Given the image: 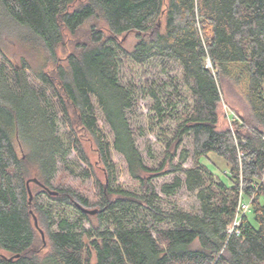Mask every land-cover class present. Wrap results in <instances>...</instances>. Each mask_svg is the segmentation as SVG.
Wrapping results in <instances>:
<instances>
[{
    "label": "trees",
    "instance_id": "trees-1",
    "mask_svg": "<svg viewBox=\"0 0 264 264\" xmlns=\"http://www.w3.org/2000/svg\"><path fill=\"white\" fill-rule=\"evenodd\" d=\"M8 25L45 60L40 69L26 62L18 68L0 52V264H264V0H0V28ZM83 30L87 38L60 64L65 38ZM131 32L137 43L128 51L119 39ZM121 56L137 65L177 63L190 94L191 109L181 114L154 170L134 144L127 118L134 97L119 81ZM225 83L241 89L248 111L226 116L228 126L219 129ZM147 89L162 116L158 94ZM59 123L69 129L67 144L57 134ZM82 133L95 144L105 176L95 178L97 213L80 212L89 230L78 221L54 222L28 193L34 184L61 205H89L73 192L49 190L57 162L72 151L91 166ZM186 136L192 154L177 155ZM209 155L228 172L208 167ZM189 158L193 166L183 168ZM166 175L173 180L160 194L194 193L197 214L160 208L151 178ZM240 192L251 198L252 219L242 215L229 233ZM40 231L49 243L43 255Z\"/></svg>",
    "mask_w": 264,
    "mask_h": 264
},
{
    "label": "rangeland",
    "instance_id": "rangeland-1",
    "mask_svg": "<svg viewBox=\"0 0 264 264\" xmlns=\"http://www.w3.org/2000/svg\"><path fill=\"white\" fill-rule=\"evenodd\" d=\"M90 23L96 28L103 27L101 21L93 20ZM88 26L89 24L85 27L86 32ZM158 26L159 31L163 32V17L159 19ZM86 38L87 34H85L84 30L81 31L77 37L67 36L64 45L58 49L59 63L64 64L65 57L72 52L75 44ZM119 42L125 50L129 51L137 43V35L132 32L127 33L119 39ZM36 48H32L27 42V38L23 36V33H21L18 28H14L12 25L0 28V52L10 59L13 66L19 68L21 64L26 62L32 69L42 68L44 63L43 60H45L43 57L44 53H40L39 48ZM120 59L119 81L123 86L129 88L133 92L132 94L134 97V107L127 115L130 128L134 133V144L143 159L145 167L154 170L164 160L165 145L171 139L172 132L178 121H180L181 114L189 112L191 109L192 103L190 94L187 87L183 84L182 71L177 63L168 62L167 64H163L156 59H150L144 65H137L131 60L123 58V56H121ZM0 63H2V61ZM9 66L10 65H8L6 70H8V68L10 69ZM46 67L50 70L52 65L48 63ZM208 67L210 68V64H208ZM28 79L31 84H34L31 75H28ZM149 86L160 98L162 108L164 109L162 116H157L153 109V101L148 96L147 88ZM220 91L221 102L218 108V128L223 129L228 126L227 118L233 116L234 113L246 117L248 110L244 102V97L240 93L241 89L225 83ZM68 132L69 129L63 127L60 123L58 124L57 134L66 144ZM80 140L91 166L88 167L82 163L77 158L76 153L72 151L67 156L65 163L61 161L57 162V172L51 182V188L49 190L52 192H57L58 190L73 192L78 197L86 199L89 202L88 206H84L75 200V204L77 203L88 210L99 209L95 206L98 197L94 186L95 178L104 182L105 176L103 166L99 162L96 147L91 138L82 133L80 134ZM182 149L191 156L192 140L189 136L184 137L177 155ZM208 158L210 163L207 161L204 162L208 167L215 170L211 164L213 163L218 169L216 172L220 173V175L221 173L224 174L228 172V168L225 166L222 159L213 155H209ZM112 159L113 162L119 166L121 171L125 172L121 160L116 154L112 153ZM173 163H177V156L173 159ZM192 166L193 163L189 158L183 165V168H191ZM143 173L144 172H140L139 174L144 175ZM155 173V171H151L150 174L153 175ZM86 174H92V176L87 177ZM125 179L126 178L122 176L121 182H125ZM172 180L173 175L151 178V185L161 198L158 202L160 208L162 210L176 208L197 214L199 212V205L194 193L187 192L184 188H181L171 197H165L160 194V187L164 184L171 183ZM30 190L32 195L37 197L38 205L46 212H50L51 219L54 222L62 218L71 222L78 221L86 230H89L90 223L81 217L80 212L82 211L77 208L76 205H61L49 198L47 194L42 193L43 189L34 184L30 185ZM242 199L243 202H248L246 196H243ZM246 215L250 220L252 219L251 213ZM93 221L95 222L94 219ZM166 226V224H161L160 227ZM36 234L38 240L37 250L40 255H43L48 251L49 243L46 236L42 239L38 232H36Z\"/></svg>",
    "mask_w": 264,
    "mask_h": 264
},
{
    "label": "built area",
    "instance_id": "built-area-1",
    "mask_svg": "<svg viewBox=\"0 0 264 264\" xmlns=\"http://www.w3.org/2000/svg\"><path fill=\"white\" fill-rule=\"evenodd\" d=\"M234 118H236V116L233 114ZM237 119V118H236ZM263 179H264V171H263ZM243 196H242V192L239 193V198H238V204H237V208H236V212H235V216L233 219V222L231 224V226L228 229V232L231 233L234 231V229L239 226V222L241 219L242 215L248 214L250 212V202H251V198L248 199V202L245 203L243 202Z\"/></svg>",
    "mask_w": 264,
    "mask_h": 264
},
{
    "label": "water",
    "instance_id": "water-1",
    "mask_svg": "<svg viewBox=\"0 0 264 264\" xmlns=\"http://www.w3.org/2000/svg\"><path fill=\"white\" fill-rule=\"evenodd\" d=\"M31 181L36 183V184H38L36 180H31ZM29 182L30 181L27 182V185H29ZM28 193H29V200H31L32 195H31V192L29 191V189H28ZM50 193L54 194V195L56 194L55 192H50ZM77 206L83 213H86V214H89V215H95L97 213V210H95V209L94 210H87V209H85V208H83V207H81L79 205H77ZM33 221H34V226L37 228V221H36L35 217H33ZM40 234H41L42 239H44V234H43L42 231H40Z\"/></svg>",
    "mask_w": 264,
    "mask_h": 264
}]
</instances>
